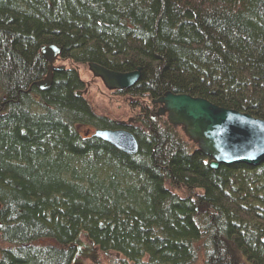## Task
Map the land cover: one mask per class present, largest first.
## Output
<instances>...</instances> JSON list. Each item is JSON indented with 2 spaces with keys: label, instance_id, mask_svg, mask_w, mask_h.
<instances>
[{
  "label": "trees",
  "instance_id": "obj_1",
  "mask_svg": "<svg viewBox=\"0 0 264 264\" xmlns=\"http://www.w3.org/2000/svg\"><path fill=\"white\" fill-rule=\"evenodd\" d=\"M49 44L139 67L136 154L79 134L116 124L75 95L74 67L36 87ZM167 91L264 119V0H0V264H74L77 237L116 254L102 264H264V162L209 168L138 102Z\"/></svg>",
  "mask_w": 264,
  "mask_h": 264
},
{
  "label": "water",
  "instance_id": "obj_2",
  "mask_svg": "<svg viewBox=\"0 0 264 264\" xmlns=\"http://www.w3.org/2000/svg\"><path fill=\"white\" fill-rule=\"evenodd\" d=\"M60 52L61 47L56 44L40 47V55L48 65L45 77L35 83L38 89L48 88L52 83V72L62 70L53 64ZM89 69L95 77L101 79L106 88L114 90H128L140 77L139 67L128 72H117L89 63ZM76 94L79 96L80 92ZM152 102L161 105L158 115H166L168 123L180 127L198 151L209 158V168L217 169L220 164L255 167L264 162V119L220 107L205 98L185 93L167 91ZM94 136L129 155L138 151L137 139L126 130L103 129L96 131ZM74 244L77 245V255L99 264V251L90 241L83 244L77 237Z\"/></svg>",
  "mask_w": 264,
  "mask_h": 264
},
{
  "label": "rangeland",
  "instance_id": "obj_3",
  "mask_svg": "<svg viewBox=\"0 0 264 264\" xmlns=\"http://www.w3.org/2000/svg\"><path fill=\"white\" fill-rule=\"evenodd\" d=\"M53 64L55 67H64V68L74 67L76 69L79 76L78 80L80 79L79 82L81 83L80 89L77 90L80 92L79 97H82L84 100H86L93 114H95L96 116L108 118L111 121H116V122L125 121L127 124L133 123V122H128V119L132 118V113H131L132 100L130 99L129 96H126V94L123 93L126 90H113V91L107 90L103 85L101 79L92 75L87 65L74 64L62 59H58ZM138 102L140 103V105H144V106L149 105V107H153L152 104H150L153 103L152 101L148 102L147 100L138 99ZM88 123L91 124L92 126L94 125L92 122H88ZM96 128L97 127L94 126L93 129H91L92 133H94L93 130ZM79 134H82V131H79ZM93 135L94 134H92V136ZM79 239L81 242H83V244L88 243L87 240L83 237H80ZM75 246L77 253V245ZM81 249H84V247L81 246ZM75 255L76 256L74 259L77 262H74V264H83L84 259L80 260L81 258L77 254ZM113 255L116 254L110 252L108 253L99 252L97 261L100 262L99 264H102L104 262L110 261L113 258ZM85 264H91V263L88 262L87 260L85 261Z\"/></svg>",
  "mask_w": 264,
  "mask_h": 264
},
{
  "label": "bare ground",
  "instance_id": "obj_4",
  "mask_svg": "<svg viewBox=\"0 0 264 264\" xmlns=\"http://www.w3.org/2000/svg\"><path fill=\"white\" fill-rule=\"evenodd\" d=\"M58 59H60L59 58V55L56 57V59H55V61L54 62H56ZM90 63H93V62H90ZM95 64H97V63H95ZM47 65H48V63H47ZM87 65V67H88V69H89V63H87L86 64ZM98 65H100V64H98ZM100 66H102V65H100ZM102 67H104V66H102ZM62 68V70L61 71H65L66 69H68V68H64V67H61ZM104 68H106V67H104ZM89 71H90V69H89ZM91 72V71H90ZM76 73H77V76H78V72L76 71ZM92 73V72H91ZM52 75H53V72H52ZM93 75V74H92ZM78 78H79V76H78ZM80 80V79H79ZM103 83V82H102ZM104 85V84H103ZM106 88V87H105ZM107 90H109V91H113L114 89H108V88H106ZM76 92H78L77 90H76ZM76 92H75V95L77 96V94H76ZM80 96V95H79ZM115 122V124H116V127L115 128H111L112 130H115V129H122V130H126V131H128L127 129H126V127H128L129 126V124H122V123H119V122H116V121H114ZM93 127H94V125L92 126L91 124H89L87 121L86 122H84V126H83V129L84 130H81L82 131V134H84V135H88V134H94L96 131H98V130H103V129H110V128H96V129H94L93 131H94V133H92V130L91 129H93ZM128 132H130V131H128ZM131 133V132H130ZM131 134H133V133H131ZM134 135V134H133ZM135 136V135H134ZM93 137H94V135H93ZM97 138V137H96ZM136 138V137H135ZM99 139V138H98ZM101 140V139H100ZM102 141V140H101ZM103 142H106V141H103ZM107 144H109V145H111V146H113L114 148H116L117 150H120L118 147H115L114 145H112L111 143H109V142H106ZM120 151H122V150H120ZM123 152V151H122ZM125 153V152H124ZM196 210L199 212V211H201V210H199V208L197 209L196 208ZM262 242H264V238L262 239ZM76 256V255H75ZM75 256H74V258H75ZM79 256V255H78ZM80 257V256H79ZM81 259L80 260H82V259H84V258H82V257H80ZM79 261V260H78ZM74 262H77L75 259H73V263ZM83 264H85V261L83 262Z\"/></svg>",
  "mask_w": 264,
  "mask_h": 264
},
{
  "label": "flooded vegetation",
  "instance_id": "obj_5",
  "mask_svg": "<svg viewBox=\"0 0 264 264\" xmlns=\"http://www.w3.org/2000/svg\"><path fill=\"white\" fill-rule=\"evenodd\" d=\"M151 101H152V100H151ZM151 104H152L153 108H155V109H154V113H155V115H157V116H162V115H158V114H157L158 109L161 107L160 104H157V103H151ZM133 121H134V118H133V117L128 119V122H133ZM122 122H123V121H122ZM123 124H127V123L124 121ZM87 260H88V259H85L84 261H87Z\"/></svg>",
  "mask_w": 264,
  "mask_h": 264
}]
</instances>
